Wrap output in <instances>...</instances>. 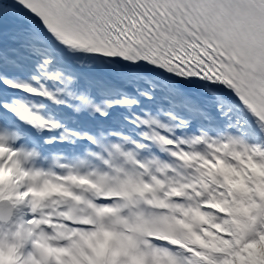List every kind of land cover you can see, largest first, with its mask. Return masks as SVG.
<instances>
[{
	"label": "snow or ice",
	"instance_id": "6c2138e0",
	"mask_svg": "<svg viewBox=\"0 0 264 264\" xmlns=\"http://www.w3.org/2000/svg\"><path fill=\"white\" fill-rule=\"evenodd\" d=\"M0 264H264V0H0Z\"/></svg>",
	"mask_w": 264,
	"mask_h": 264
}]
</instances>
